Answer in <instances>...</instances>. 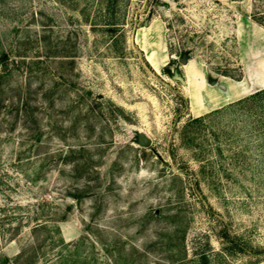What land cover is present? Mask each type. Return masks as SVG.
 Here are the masks:
<instances>
[{
  "label": "rangeland",
  "instance_id": "374dc122",
  "mask_svg": "<svg viewBox=\"0 0 264 264\" xmlns=\"http://www.w3.org/2000/svg\"><path fill=\"white\" fill-rule=\"evenodd\" d=\"M111 1L0 0V264H264V0Z\"/></svg>",
  "mask_w": 264,
  "mask_h": 264
},
{
  "label": "bare ground",
  "instance_id": "6f19581e",
  "mask_svg": "<svg viewBox=\"0 0 264 264\" xmlns=\"http://www.w3.org/2000/svg\"><path fill=\"white\" fill-rule=\"evenodd\" d=\"M155 25H154V23H151L148 27H146L145 29H144V33H143V35H144V42L146 41V42H149V43H152V42H157V39H156V34H155ZM147 57L149 58V60L153 63V64H155V62H154V59H153V56H152V54H151V52L150 51H147ZM190 83V82H189ZM189 86V85H188ZM190 92V91H189ZM226 95V94H225ZM193 98H195V95H193L192 94V99Z\"/></svg>",
  "mask_w": 264,
  "mask_h": 264
},
{
  "label": "trees",
  "instance_id": "16d2710c",
  "mask_svg": "<svg viewBox=\"0 0 264 264\" xmlns=\"http://www.w3.org/2000/svg\"><path fill=\"white\" fill-rule=\"evenodd\" d=\"M109 2H112V1L111 0H106V6L109 5ZM263 96H264V88L251 93L250 95L245 97L244 100H249V99H256L257 100V99L263 98Z\"/></svg>",
  "mask_w": 264,
  "mask_h": 264
},
{
  "label": "water",
  "instance_id": "95a60500",
  "mask_svg": "<svg viewBox=\"0 0 264 264\" xmlns=\"http://www.w3.org/2000/svg\"><path fill=\"white\" fill-rule=\"evenodd\" d=\"M181 61H183V59H181ZM138 139H139V144L142 146H145L149 143L148 138L144 134H139Z\"/></svg>",
  "mask_w": 264,
  "mask_h": 264
}]
</instances>
